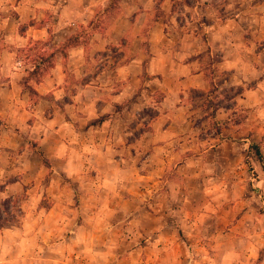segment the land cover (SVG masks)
<instances>
[{"label":"crops","instance_id":"0c3cea01","mask_svg":"<svg viewBox=\"0 0 264 264\" xmlns=\"http://www.w3.org/2000/svg\"><path fill=\"white\" fill-rule=\"evenodd\" d=\"M213 85L230 140L193 128ZM262 166L264 0H0V264H264Z\"/></svg>","mask_w":264,"mask_h":264},{"label":"rangeland","instance_id":"374dc122","mask_svg":"<svg viewBox=\"0 0 264 264\" xmlns=\"http://www.w3.org/2000/svg\"><path fill=\"white\" fill-rule=\"evenodd\" d=\"M110 2L114 3L116 0H110ZM212 60V64H214L217 59L216 57H211L210 61ZM211 69V68H210ZM213 84V82H212ZM240 90V89H239ZM232 92H236V89L231 90ZM227 89L220 90L219 87L216 88L214 85L210 88V90L207 93H202L200 91H192L189 95V100H191L192 104L194 105V108H196V119L194 121L193 128L197 132V134H200L201 137L207 136V135H215L217 129L215 118L216 110L215 108L217 106H229L230 105V98L232 96V92ZM241 91V90H240ZM160 99L159 96L157 98L155 97V100ZM142 114L146 117L145 119H150L154 115V110L151 108L143 110ZM245 113L243 110H238L235 113V116H237V119H242L244 117ZM214 116V117H213ZM222 138H230L229 136H221L219 137V140ZM251 145V144H250ZM247 148L246 151V158L245 163H249L248 157L251 158V154L254 153V149ZM33 147V145H32ZM38 148L35 146L33 147V151L37 153ZM256 156V155H255ZM257 158V157H256ZM262 163V157L261 162ZM264 168V166H262ZM250 178L251 179H257L258 174L256 172H253L252 168H250ZM49 175L47 176L46 181L48 182ZM255 198L263 201L264 200V194L263 191L260 190V188L255 189ZM247 193L245 192H232V193H220L218 197H216V201L221 203V207L215 208L216 211H218V214L222 217V219H226L230 222H235L237 219H239L241 216H243V211L245 209H241L240 206H238L236 203L241 200H245ZM22 197H15L14 199H9L4 202H2L1 208H0V225L3 227L5 226L9 221L14 222L16 219L21 217V211L19 209V202ZM76 200V199H75ZM6 203V205L4 204ZM78 204V201L76 202Z\"/></svg>","mask_w":264,"mask_h":264},{"label":"trees","instance_id":"16d2710c","mask_svg":"<svg viewBox=\"0 0 264 264\" xmlns=\"http://www.w3.org/2000/svg\"><path fill=\"white\" fill-rule=\"evenodd\" d=\"M117 1V0H116ZM116 2H114V3H112V2H110V6H113L114 4H115ZM45 63H44V65L42 66V67H35V69H34V71L36 72L37 71V73L38 74H45L47 71H48V69L52 66V64H51V61H50V58H47L45 61H44ZM191 94V93H190ZM236 94H239V91H236ZM220 108V105L219 106H217L216 108H215V110H218ZM214 117V116H213ZM215 119V118H214ZM232 121H235V122H241L243 119H244V117L242 118V119H237V116H233L232 118ZM215 125H217V124H215ZM218 130L216 131V135H218V136H220V129L219 128H217ZM223 139H228V140H230V138H222L221 140H223ZM33 145V147L35 146L34 144H32ZM249 148H251V149H254V151H255V155H256V157H257V160L259 161V162H261V154H260V152H259V147H258V145L257 144H251L250 146H249ZM37 154H38V156H39V158L41 159V161H42V163H43V165H45L46 167H49V163L45 160V158H44V156H43V154H42V152L41 151H39V150H37ZM263 170H264V168H263ZM5 205H6V203H4ZM2 226L0 225V228H1Z\"/></svg>","mask_w":264,"mask_h":264}]
</instances>
